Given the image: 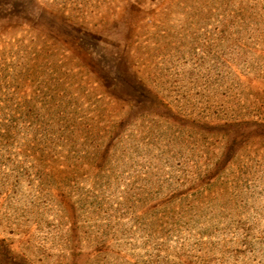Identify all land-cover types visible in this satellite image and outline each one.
I'll return each instance as SVG.
<instances>
[{
	"label": "rangeland",
	"instance_id": "374dc122",
	"mask_svg": "<svg viewBox=\"0 0 264 264\" xmlns=\"http://www.w3.org/2000/svg\"><path fill=\"white\" fill-rule=\"evenodd\" d=\"M0 264H264V0H0Z\"/></svg>",
	"mask_w": 264,
	"mask_h": 264
}]
</instances>
